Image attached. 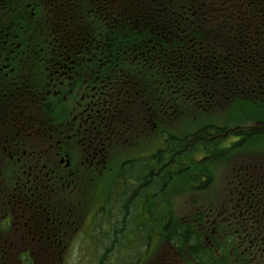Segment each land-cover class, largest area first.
Returning a JSON list of instances; mask_svg holds the SVG:
<instances>
[{"label": "flooded vegetation", "instance_id": "af4514ba", "mask_svg": "<svg viewBox=\"0 0 264 264\" xmlns=\"http://www.w3.org/2000/svg\"><path fill=\"white\" fill-rule=\"evenodd\" d=\"M128 5H132V0H0V175L7 172L8 164L12 163L9 173L18 180L20 175L27 178L24 186L17 182L13 187L12 196L11 192L9 194L12 201L7 199L20 217L13 210L0 213V244L5 248L14 247L16 243L27 244L18 252L17 260L46 261L53 254L57 256L67 246L63 240L76 233L85 220L83 212L73 202L65 204V200L59 198L57 204L50 206L54 199L49 196L51 189L47 180L56 178L64 179V185L73 183L72 193L79 195L73 178H78L75 175L80 167L84 166L85 174L96 160H103L109 151L114 152L115 146L105 142L117 135L122 122L119 120L121 108L117 111L112 105L122 94H130L118 88L125 84L123 78L111 80L108 65L101 61L97 64L100 46L99 53H92L94 47L89 37H80L73 27L69 35L67 30L53 29V21L60 20V25L68 27L74 25L72 21L100 19ZM49 38L54 44L49 43ZM217 58L212 62L223 64L228 70L235 66L231 59L220 63L221 55ZM135 61L140 66H152L149 61ZM95 65H104L106 70L94 85H90L88 76L82 79L85 82H80L84 73L80 70ZM231 73L229 71L227 76L233 75ZM76 96L79 102L72 106L77 101ZM66 104L68 107L61 109L59 115L68 112L70 117L59 118L58 108ZM152 110L148 112L151 120L155 117ZM42 111L50 117L45 119ZM151 120L148 116L143 121L141 131L154 127L155 124H147ZM215 131L205 136L211 138ZM184 148L183 143L169 145L158 160L150 154L145 173L132 172L124 179L133 185L129 190L131 197L137 195L134 200L136 220L130 229L127 221L124 228L120 227L121 223L110 221L108 237L113 238L115 231L116 243L127 254H130L129 247L134 246V264H143L153 251L152 241L164 237V233L157 230H167L168 250L154 257L151 264H264V168L251 178L240 177L234 186L230 185L220 205L202 207L194 197L188 210L191 220L174 227L175 232L171 222L161 227V222L146 214L145 202L154 195V184L160 181L167 184L187 169ZM255 165L251 169H258ZM196 171L198 177L193 190H204L209 186L208 174L199 176L202 172ZM139 192L144 197L138 196ZM40 202L43 207L37 205ZM67 206L69 213L64 211ZM218 209L222 211L217 215ZM105 217L107 213L101 208L94 226L101 224L100 219ZM5 226L11 235L2 231ZM186 228L191 229V236H187ZM71 237L72 240L82 238L81 243L92 240L84 233ZM106 241V237L98 241L102 243L103 251L99 256L103 262L109 251Z\"/></svg>", "mask_w": 264, "mask_h": 264}, {"label": "rangeland", "instance_id": "374dc122", "mask_svg": "<svg viewBox=\"0 0 264 264\" xmlns=\"http://www.w3.org/2000/svg\"><path fill=\"white\" fill-rule=\"evenodd\" d=\"M217 1L202 0L204 5L203 12L206 16H209V23L206 27L205 25L201 26V30L198 27L199 31L196 29L191 31L195 33V36L192 35V46L196 43L199 52L203 53L198 57L191 58L195 59L192 65H196L197 61L198 69L197 74L189 75L191 82L188 83L187 87H190V90L185 89L180 92V89L174 85L175 82L173 84L169 82L162 83L156 87L153 85L152 80V76L155 73L152 66L149 68L140 66L136 64L135 60L128 63L134 68L139 66L142 69L141 72L144 74L142 79L144 81L146 79V87L140 88V86L126 83L118 87L122 91L128 90L130 94L121 95L120 93L122 97L117 99L118 102L114 101L112 105V107H117V111L121 108L119 120L122 122L118 132L115 133L117 135L105 142L108 145L115 146L114 152L109 151L103 160H96L94 167L91 170H86L85 174L83 171L84 166L79 168V173L75 175L78 178H73L74 183L79 187V195L72 193L73 183L64 185V179L58 180L54 178L53 180H47V184L50 185L51 189L49 196L54 199V202L49 203L51 207L58 203L59 198H63L65 204L73 202L85 216V220H82L77 227L76 233L68 235L70 237L68 240H63V244L65 243L66 246L67 243V246L60 250V254H57V256L52 253L53 256L48 257L46 261H39L38 259L28 261L25 260L26 258L17 260L18 252H22L27 247V244L16 243L14 247L9 245L6 248L0 244V264H134L136 260L134 246L129 247L130 254H127L116 243L115 234L117 233L115 231H113V238H109L107 233L109 231V222L113 220L115 223H121L120 227L124 228V222L127 221L128 229H130L129 226L133 227V222L136 220L135 215L137 214V209L134 205L137 195L131 197L132 192L129 190H132L133 185L127 184L124 179H128L127 177L132 172L134 174L145 173L147 171V157L153 154L154 159L158 160L169 145L184 144L185 148L182 152L186 156L183 160H187V169L182 173H178L172 180H168L167 184H161L162 181L155 183L154 195L145 202V210L151 219L161 222V227L165 226L166 222H171L170 226L173 227L174 232L177 230L174 227H178L179 224L183 225L184 222L191 220V211L188 210L194 197L199 199L198 202L202 207L220 205L223 196L228 193L230 185L234 186L240 177L242 179L245 177L251 178L264 168V107L256 106L250 101L241 103L239 100L241 101L242 99L238 98L242 97L244 92L253 97L254 91L264 89V81L257 79V77L242 75L241 71L234 72L238 74V77L234 75L233 79H228L230 75H226L229 72L227 67H223V64L218 65V63L211 62V60L206 58L207 54L214 55V53L221 55L220 63L230 59L238 60L244 58V61L249 60L248 66L252 62L259 66L264 76V67H262L264 64V37L262 36V33L264 35V9L261 10V13L256 8H250L247 11L246 4L249 3L248 0H226V3L229 4L222 7V3H217ZM260 7L262 8V6ZM237 10L242 12V19L246 20L243 25L238 26L241 20L234 15ZM250 15L255 16L247 19L246 16ZM60 23V20H54L53 29L57 27L61 31L67 30L66 34L69 35L73 28H76L80 33V37H90L89 27L87 26V24H90L89 19L72 21L74 25L68 27H63ZM54 31L57 33L56 30ZM236 31L241 32L237 33ZM256 41H258L262 50L261 55L256 52L250 54L251 49L244 47L246 43L254 46L257 43ZM45 42L46 40L43 41V44ZM49 43L54 44L51 38H49ZM32 45L35 46L34 41ZM109 47L106 45L102 48L99 57L96 58L97 64L98 61H101V63L105 62L106 65L113 63ZM178 50L184 57L183 52L185 50ZM186 50H188V46H186ZM115 53V49L112 50L111 56L115 57ZM251 55L253 58L250 61L248 57H251ZM168 60H170V57ZM211 63L216 72L213 76L209 70ZM235 65L239 64L235 63ZM180 68L178 67V70ZM105 70L104 65H95L88 69L83 68L80 70L84 72L80 76V82H85L82 79L88 76L90 85L93 86V82L99 79L100 74ZM184 72L185 69L183 70ZM203 75H205V79L201 81ZM212 78L220 81L217 83V89L220 87L225 88L226 85L230 87L231 91L229 93L222 94V96L228 98L227 101L218 99L214 94L209 99L210 101H203L201 105L195 108V98L200 97L201 93H203L202 90L205 89L206 79L211 82ZM248 80L251 82H246ZM179 83L185 84L184 76H182ZM79 86L81 87L80 83ZM154 89L158 90L156 94H154ZM76 100L75 105L72 106H76L79 102L78 96H76ZM67 107L68 104L58 108V115L61 109ZM150 109H153L152 111L154 112H156L155 109H158L156 112L158 116L156 117L155 114L153 120H151L148 113ZM42 115L45 119L50 117L45 111H42ZM64 116L70 117L68 112H65V115L61 116L60 114L59 118ZM148 116L151 122L147 124L151 125L152 123L155 125L154 127L149 126L151 128L149 130L144 129L141 131L143 129L141 127L143 126V121ZM251 129L263 132L258 135L256 140H249L243 137L245 142L234 146L241 141L240 137L237 142H234L239 133ZM212 130H216L214 136H211V138L205 136ZM72 156L75 157L76 155ZM180 158H177V160ZM254 165L258 169H251ZM12 168L13 164H8V171L0 175V213L4 214V212L13 210L20 217L18 211L14 210L13 205L8 203L7 199L12 201L9 198V194L11 192L12 196L13 187L17 182L22 186L27 178L24 175H20L18 176L20 180H18L16 176L9 173ZM246 168L248 171H246ZM197 169L202 172L199 176H204V173L208 174L206 181H208L209 186L200 191L193 190V186L196 183L195 180L198 177ZM121 174L124 175L121 177ZM138 196L144 197V194L139 192ZM40 204L41 202L37 205ZM41 206L43 207V204ZM101 208H104L107 217L101 218L100 221L102 223L94 226V220H96ZM40 209L42 208H38V210ZM69 209L67 206L64 211L69 213ZM221 211V209H218L217 215ZM1 221L2 214H0ZM129 222L132 223L129 224ZM191 228H194V226ZM186 230H188L187 236H191V229L186 228ZM2 231H6L7 236L11 235L6 226ZM157 231L163 232L164 237L160 238L159 241L156 239L152 241L151 247L153 251H151L150 256L143 264H151V260L154 257L162 255L168 250L165 241L167 230ZM77 233L87 234L92 240H88L86 243H81L82 238L72 240L71 236ZM103 237H106V244H109L108 255L104 262L100 261L101 256L99 254L103 250L100 249L102 243L98 242L103 240ZM234 237L236 236L234 235ZM52 245L50 248H52ZM234 248L237 249L236 244Z\"/></svg>", "mask_w": 264, "mask_h": 264}, {"label": "trees", "instance_id": "16d2710c", "mask_svg": "<svg viewBox=\"0 0 264 264\" xmlns=\"http://www.w3.org/2000/svg\"><path fill=\"white\" fill-rule=\"evenodd\" d=\"M219 2L222 3L221 7L229 4L226 3V0H218L217 3ZM248 2L246 4L247 11L250 8H256L261 13V10L264 9V0H248ZM203 6L202 0H132V5L124 6L113 13L108 12L103 18L89 19L90 24H87L90 31L89 41L94 47L91 52L94 54L99 53L98 46H100V52L106 45L107 47L110 46V57L113 63L108 64V69L110 70L108 73L111 80L123 78L126 84L140 86V88L146 87V79L144 78L145 81L142 79L144 77V74L141 72L142 69L139 66L134 68L128 64L134 60H144L149 61L152 64V68H154L155 73L152 76L154 86L157 87L166 82L170 84L175 82L174 85L180 89V92H183L185 89L190 90V87H187L188 83L191 82L189 75L193 73L197 74L198 69L197 61V66L192 65L195 59L191 58L198 57L203 53L199 52L196 43L192 46V35L195 36V33L191 31L193 29L199 31V28L200 30L202 29L201 26L205 25L206 27L209 23V16H206L203 12ZM234 15L241 20L238 26L246 23V20L242 19V12L237 10ZM254 16L250 15L246 16V18L250 19ZM236 32L240 33L241 31ZM262 36L264 37L263 33ZM256 42L254 46L246 43L244 47L251 49L250 54L256 52L258 55H261L262 50L258 41ZM186 46H188V50H186ZM114 49L116 53L115 57H112L111 51ZM178 49L185 50L183 52L184 57H182ZM103 54L105 55L104 52ZM217 56L215 53L214 55L207 54L206 58L212 62L218 59ZM98 57L99 55L96 54V58ZM169 57L170 60H168ZM252 58V55L248 57L250 61ZM234 60L233 62L239 65L229 68V71H232L233 75L229 76L230 78L228 79H233L234 75L238 77V74L234 72L241 71L242 75L257 77V79L264 81V76L260 71L262 69L254 64V62L248 66L249 60L244 61V58ZM209 66V70L213 76L216 74L213 64L211 63ZM178 67H181L180 70H178ZM262 67H264V64ZM184 69L185 72L183 73ZM182 76H184L185 84L179 83ZM203 79H205V75L201 77V81ZM218 82L220 81L215 78H212L211 82H208L206 79L205 89L202 90L203 93H201L200 97L195 98V108L201 105L203 101L209 100L214 94L218 99L227 101L228 98L222 96V94L229 93L231 91L230 87L226 85L225 88L220 87L217 89ZM246 82L250 83L251 81L248 80ZM248 86L250 85L248 84ZM157 91L154 89V94ZM254 92L253 97L255 98L244 92L242 97H238L242 99L239 102L247 103L246 101H250V103L256 106L264 107V89ZM155 110L157 112L158 109ZM156 112L157 117L158 114ZM262 132L261 130L252 129L245 132L241 131L239 133L241 141L237 142L234 146L243 144L245 142L243 137L249 140H256ZM206 135L210 136V131Z\"/></svg>", "mask_w": 264, "mask_h": 264}]
</instances>
